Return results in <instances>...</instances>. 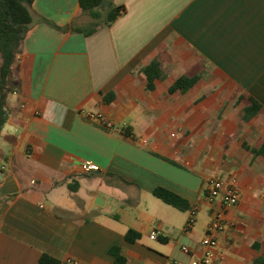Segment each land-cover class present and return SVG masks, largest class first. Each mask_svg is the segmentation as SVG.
<instances>
[{"label": "crops", "instance_id": "obj_1", "mask_svg": "<svg viewBox=\"0 0 264 264\" xmlns=\"http://www.w3.org/2000/svg\"><path fill=\"white\" fill-rule=\"evenodd\" d=\"M111 1L120 16L87 35L78 0L31 4L0 132V264H115L112 247L125 264H189L221 209L212 179L240 194L215 264H264V0ZM154 59L164 78L150 90ZM181 76L198 79L170 94Z\"/></svg>", "mask_w": 264, "mask_h": 264}, {"label": "trees", "instance_id": "obj_2", "mask_svg": "<svg viewBox=\"0 0 264 264\" xmlns=\"http://www.w3.org/2000/svg\"><path fill=\"white\" fill-rule=\"evenodd\" d=\"M32 2L33 0H0V132L8 116L5 99L8 91L9 76L17 56L21 53L26 33L33 23V16L30 11ZM78 2L82 12L87 13L95 20L94 26L84 32L85 35L94 32L101 26H109L122 12V8L115 6L111 0H78ZM41 21L61 31L71 28L74 32H82L74 26L60 28L46 19L41 18ZM142 73L147 80V88L150 90L153 89L156 80L164 78L159 62L155 59L142 68ZM197 79V76H181L169 87L168 92L170 94L175 92L185 93L195 84ZM251 102L255 105V102L252 100ZM256 110L254 106L248 111L254 112ZM153 195L165 204L180 211L189 209V204L185 199L167 189L155 188ZM188 223H191V221ZM138 238L139 234L134 230H128L125 234L126 241L130 243H133ZM109 252L115 257V264H125V259L119 254L117 247H112ZM39 263L60 264L57 259L48 254H42L39 258Z\"/></svg>", "mask_w": 264, "mask_h": 264}, {"label": "built area", "instance_id": "obj_3", "mask_svg": "<svg viewBox=\"0 0 264 264\" xmlns=\"http://www.w3.org/2000/svg\"><path fill=\"white\" fill-rule=\"evenodd\" d=\"M90 118L99 119L96 116ZM96 166L89 162H84L81 165V170L84 172L96 170ZM239 190L235 180H231L227 184H223L218 180H210L205 188V198L208 202L212 203L218 198L221 200V209L214 215L213 220L209 224L205 235L203 236L201 244V256L191 257L189 264H215L218 259L217 246L218 238L217 234L223 232L226 228L224 221L223 209L235 206L239 201ZM193 214V213H192ZM188 226L190 223L187 224ZM159 229L154 228L150 232V239L156 240L160 236ZM182 252L190 255L191 250L187 246L182 247ZM170 264H177V262H171Z\"/></svg>", "mask_w": 264, "mask_h": 264}, {"label": "rangeland", "instance_id": "obj_4", "mask_svg": "<svg viewBox=\"0 0 264 264\" xmlns=\"http://www.w3.org/2000/svg\"><path fill=\"white\" fill-rule=\"evenodd\" d=\"M11 87V86H10ZM9 87V90H11L12 88H10ZM105 196V195H104ZM103 197V196H102ZM109 199V203L111 204L112 203V205H113V201H111V199L110 198H108Z\"/></svg>", "mask_w": 264, "mask_h": 264}]
</instances>
